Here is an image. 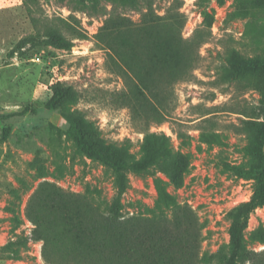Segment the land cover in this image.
<instances>
[{
  "label": "rangeland",
  "instance_id": "obj_1",
  "mask_svg": "<svg viewBox=\"0 0 264 264\" xmlns=\"http://www.w3.org/2000/svg\"><path fill=\"white\" fill-rule=\"evenodd\" d=\"M256 59L264 0H0V264H264Z\"/></svg>",
  "mask_w": 264,
  "mask_h": 264
},
{
  "label": "trees",
  "instance_id": "obj_2",
  "mask_svg": "<svg viewBox=\"0 0 264 264\" xmlns=\"http://www.w3.org/2000/svg\"><path fill=\"white\" fill-rule=\"evenodd\" d=\"M247 65L258 70H264V60H248ZM64 93H57L50 103L51 108H57L63 100ZM263 120L253 121L258 130L257 144L253 151L254 155L260 158V164L249 169L234 167L235 172L246 179L254 180V196L253 199L243 206L246 213H250L260 206H264V102L262 105ZM79 145L83 152L95 159L101 160L103 163L112 167L117 176L119 186L125 185V171L141 172L143 164L141 162H130L121 157H115L112 149L105 147L99 141L92 138L95 128L92 121L83 120L78 124Z\"/></svg>",
  "mask_w": 264,
  "mask_h": 264
}]
</instances>
